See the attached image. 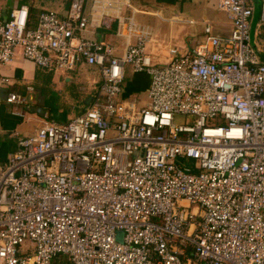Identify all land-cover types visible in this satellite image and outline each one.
Segmentation results:
<instances>
[{
    "label": "built area",
    "instance_id": "built-area-1",
    "mask_svg": "<svg viewBox=\"0 0 264 264\" xmlns=\"http://www.w3.org/2000/svg\"><path fill=\"white\" fill-rule=\"evenodd\" d=\"M90 2L118 18L121 54L83 35ZM258 3L253 31L255 0H218L230 34L207 25L194 49L171 47L162 64L149 31L120 16L123 0H72L64 16L44 10L33 27L27 5L0 17V64L20 49L39 67L84 62L102 77L81 114L20 138L0 164V264H264ZM126 66L150 75L146 105L119 98ZM26 100L0 91V104ZM178 114L191 121L177 124ZM25 242L33 255L21 252Z\"/></svg>",
    "mask_w": 264,
    "mask_h": 264
},
{
    "label": "crops",
    "instance_id": "crops-1",
    "mask_svg": "<svg viewBox=\"0 0 264 264\" xmlns=\"http://www.w3.org/2000/svg\"><path fill=\"white\" fill-rule=\"evenodd\" d=\"M123 1L125 5L120 16L126 20L132 19L138 28L149 31L148 50L157 57L160 56L163 63L169 60L166 55L171 47L182 51L194 49L204 40L207 25L212 27L214 34L221 36L230 34L232 29L227 14L217 8L218 0H176L174 3L159 0ZM71 2L72 0H0V17H9L11 9L19 5L29 7L30 18L31 15L38 16L44 10H52L64 16ZM255 3L258 8V0ZM103 15L92 9L90 2L87 8L89 24L84 36L105 40L113 45L116 54H121L126 37L118 35L119 20L115 15ZM257 38L264 45V32ZM100 76L96 66L86 63L79 64L75 70L39 67L25 59L20 49L11 62L0 64L2 95L16 91L27 98L20 105L7 102L0 104V164L6 163L10 155L18 150L20 138L34 135L48 121L67 123L81 114L92 103L102 82ZM2 79L8 81L2 82ZM137 83L136 86L148 88L150 79L141 75ZM125 94L128 96L127 92ZM138 102L142 104L139 99Z\"/></svg>",
    "mask_w": 264,
    "mask_h": 264
},
{
    "label": "rangeland",
    "instance_id": "rangeland-1",
    "mask_svg": "<svg viewBox=\"0 0 264 264\" xmlns=\"http://www.w3.org/2000/svg\"><path fill=\"white\" fill-rule=\"evenodd\" d=\"M85 32L86 31L83 32V35H85ZM86 38H88V37H86ZM168 52H169V50H168ZM166 56H167L168 59L171 58L169 53ZM163 61L164 60L159 56L157 63L158 64H162ZM83 63L84 62H81L79 64H83ZM82 66H84V65H82ZM79 69L81 70V67H79ZM74 70H75V68H74ZM141 75L142 76L146 75L147 79L148 80L150 79V75L147 72H135V71L132 70L131 66H126V68H125V79H124V82L122 83V94L120 95V98L123 97L125 99H131L132 101H135V100L139 99V100L142 101V105H146L149 102V99H148V96H147L148 88H144L143 86H138V85L136 86V84H138L137 80L141 77ZM125 92L128 93V96H125L126 95ZM191 118L192 117L189 116V115L178 114V115L175 116V122L177 124H185V123H189L191 121ZM218 122H219L218 119H215V120H208L207 123H208V125H212V124H218ZM118 235H119L118 238L121 240L123 235H124V232L123 231H119ZM34 247H35V244H32L30 242H25V243H23L21 245L20 250H21L22 253H27L28 252L27 250L29 249L30 254L33 255L34 254Z\"/></svg>",
    "mask_w": 264,
    "mask_h": 264
},
{
    "label": "trees",
    "instance_id": "trees-1",
    "mask_svg": "<svg viewBox=\"0 0 264 264\" xmlns=\"http://www.w3.org/2000/svg\"><path fill=\"white\" fill-rule=\"evenodd\" d=\"M159 1H167V2H175L176 0H159ZM70 7V6H69ZM69 9V8H68ZM30 10V9H29ZM30 12H31V10H30ZM32 14V13H31ZM39 15H40V13H39ZM39 15L37 16H34V15H31V17L32 18H30V26L31 27H33V26H35L36 25V23H37V20H38V17H39ZM262 55V57L264 58V54L262 53L261 54Z\"/></svg>",
    "mask_w": 264,
    "mask_h": 264
},
{
    "label": "water",
    "instance_id": "water-1",
    "mask_svg": "<svg viewBox=\"0 0 264 264\" xmlns=\"http://www.w3.org/2000/svg\"><path fill=\"white\" fill-rule=\"evenodd\" d=\"M259 12H260V9L258 7V8H256L255 13H254V18H253V31H254V28L256 26L257 20L259 19Z\"/></svg>",
    "mask_w": 264,
    "mask_h": 264
}]
</instances>
